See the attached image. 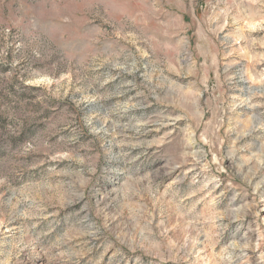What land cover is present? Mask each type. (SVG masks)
Segmentation results:
<instances>
[{
  "label": "rangeland",
  "instance_id": "obj_1",
  "mask_svg": "<svg viewBox=\"0 0 264 264\" xmlns=\"http://www.w3.org/2000/svg\"><path fill=\"white\" fill-rule=\"evenodd\" d=\"M0 264H264V0H0Z\"/></svg>",
  "mask_w": 264,
  "mask_h": 264
}]
</instances>
